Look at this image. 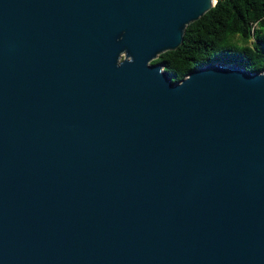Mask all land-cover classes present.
<instances>
[{"label":"water","instance_id":"1","mask_svg":"<svg viewBox=\"0 0 264 264\" xmlns=\"http://www.w3.org/2000/svg\"><path fill=\"white\" fill-rule=\"evenodd\" d=\"M216 0H0V264H264V69L151 62Z\"/></svg>","mask_w":264,"mask_h":264},{"label":"trees","instance_id":"2","mask_svg":"<svg viewBox=\"0 0 264 264\" xmlns=\"http://www.w3.org/2000/svg\"><path fill=\"white\" fill-rule=\"evenodd\" d=\"M211 61L264 69V0H216L186 25L175 49L151 60L161 63L173 81Z\"/></svg>","mask_w":264,"mask_h":264}]
</instances>
